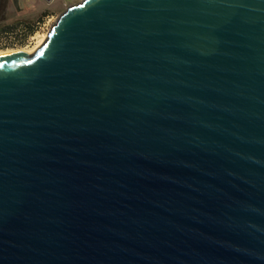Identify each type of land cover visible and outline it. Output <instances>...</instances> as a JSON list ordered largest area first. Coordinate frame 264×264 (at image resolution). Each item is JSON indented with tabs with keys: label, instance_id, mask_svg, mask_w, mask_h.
Returning <instances> with one entry per match:
<instances>
[{
	"label": "water",
	"instance_id": "1",
	"mask_svg": "<svg viewBox=\"0 0 264 264\" xmlns=\"http://www.w3.org/2000/svg\"><path fill=\"white\" fill-rule=\"evenodd\" d=\"M0 264H264V0H82L1 52Z\"/></svg>",
	"mask_w": 264,
	"mask_h": 264
},
{
	"label": "rangeland",
	"instance_id": "2",
	"mask_svg": "<svg viewBox=\"0 0 264 264\" xmlns=\"http://www.w3.org/2000/svg\"><path fill=\"white\" fill-rule=\"evenodd\" d=\"M81 1L82 0H22L21 4H19V7H17L15 4L11 5L9 9L8 22L11 23L16 20H31L39 22V29L34 34V37L29 38V40L25 42L24 45H12L7 49H0V51L12 49H33L37 47L42 38L53 26L57 17L70 5L79 3ZM42 17L44 18L42 19ZM18 30L19 29H17L15 32L19 33L20 31ZM10 34L11 32L5 30L0 31V39H2L0 46L5 44L6 38H8ZM7 43H10V41Z\"/></svg>",
	"mask_w": 264,
	"mask_h": 264
},
{
	"label": "flooded vegetation",
	"instance_id": "3",
	"mask_svg": "<svg viewBox=\"0 0 264 264\" xmlns=\"http://www.w3.org/2000/svg\"><path fill=\"white\" fill-rule=\"evenodd\" d=\"M21 2L22 0H0V31L5 30L11 32V34L8 36L9 39L6 38L5 44L1 45L0 49H7L12 45H24V43L27 42L29 38L34 37V34L39 29V22L31 20H16L11 23L8 22L10 6L15 4L17 7H19ZM17 29H19V33L15 32ZM1 40L2 39H0V42ZM8 41H10V43H7Z\"/></svg>",
	"mask_w": 264,
	"mask_h": 264
},
{
	"label": "bare ground",
	"instance_id": "4",
	"mask_svg": "<svg viewBox=\"0 0 264 264\" xmlns=\"http://www.w3.org/2000/svg\"><path fill=\"white\" fill-rule=\"evenodd\" d=\"M12 50H15V49H12ZM6 51H11V50H4V51H0V53H1V52H6Z\"/></svg>",
	"mask_w": 264,
	"mask_h": 264
},
{
	"label": "trees",
	"instance_id": "5",
	"mask_svg": "<svg viewBox=\"0 0 264 264\" xmlns=\"http://www.w3.org/2000/svg\"><path fill=\"white\" fill-rule=\"evenodd\" d=\"M48 14V13H47ZM45 15V14H44ZM44 17H42V19H43Z\"/></svg>",
	"mask_w": 264,
	"mask_h": 264
}]
</instances>
